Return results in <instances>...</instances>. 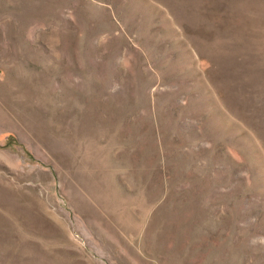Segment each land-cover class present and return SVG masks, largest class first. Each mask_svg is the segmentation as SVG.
<instances>
[{"label":"rangeland","instance_id":"1","mask_svg":"<svg viewBox=\"0 0 264 264\" xmlns=\"http://www.w3.org/2000/svg\"><path fill=\"white\" fill-rule=\"evenodd\" d=\"M0 264H264V0H0Z\"/></svg>","mask_w":264,"mask_h":264}]
</instances>
